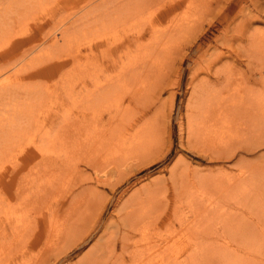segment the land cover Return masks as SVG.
Returning a JSON list of instances; mask_svg holds the SVG:
<instances>
[{"label":"bare ground","instance_id":"1","mask_svg":"<svg viewBox=\"0 0 264 264\" xmlns=\"http://www.w3.org/2000/svg\"><path fill=\"white\" fill-rule=\"evenodd\" d=\"M22 2L23 3L11 5V12H6L7 15H3L1 18L0 61L4 60L9 63L15 60V57L18 56V52L23 51L17 60L19 61L18 63H20V61L23 62L25 58L27 59L28 54L33 55L34 58L36 55H39L40 53L33 54L37 52V47H44L47 45L53 47V42L46 28L48 25L58 23L59 21L63 23L59 20L61 18L59 15L68 9L78 8L74 11L81 10V12L84 13L83 16L78 18V21L70 23V26L65 25V28H68V30L90 29L92 31L99 29L100 26L105 28V34L97 33L98 35L90 38L87 43L75 45V47L66 45L60 42L59 39H56V41H54V45H56L54 47L57 48L55 52L42 48L46 54L40 55L42 59L39 63L36 60L34 61L33 58L30 60L33 62L28 60L30 63L27 61V64L24 63L20 68L15 69L16 77L19 76L21 80L32 78L37 74H39L37 78L43 76L56 78V76L59 75L61 84H64L62 82V80H64V74L71 69L73 70L74 67L81 69L83 66V71H85L87 67L84 68V65H89L88 69H86L88 72L82 75V79L77 83V86L73 83L69 87L63 88L65 92L73 96L74 101H78V97L76 98V96L84 92L89 84H92L94 89L91 93L96 102L101 99L105 100L107 95L117 91L123 94L122 97H124V99H122L124 101L125 99H129L130 104L132 101L143 103L138 99L139 93L136 91L137 85L140 82L141 85L143 83H148L146 88L149 90V98L151 99L149 102L145 103L146 108L151 109V107L156 105L159 101V103L162 104L161 93L170 85L168 78L165 82L159 80L152 81V83L148 81V78L152 76L157 65H160V71L167 75V69L170 67L173 68L179 61L176 59L170 61V58L167 57L166 59H159V56L162 55L161 53L165 52L166 54H170L171 51H174L177 56L175 57L180 59V61H184L189 55L186 50H190L189 53H191V49H193L195 44L198 43L199 39L209 30L213 23L218 22L222 24L223 26L219 30V34H217L210 43L203 46V48L200 49L201 51L199 50V56L193 60L191 67L192 79H197V85L199 87L195 94L196 100L189 106L188 113L186 112V127H182V129L185 128V132L187 133L186 142L190 146L198 147V149L202 148L200 150L207 149L211 152L210 157L218 160L230 159L236 153H239L242 147L245 148L247 145L246 147L248 149V145L252 143L264 145V0H50V2L41 9L38 7L39 3H42L41 0H24ZM43 3L42 5H44ZM182 6L184 10L170 19L169 15L178 7ZM38 9H40L39 12H41L42 15H37L39 13L37 12L36 18L39 16H43V18L36 19L34 18V14L32 18L30 17L33 19V23L29 26L28 33L26 31L27 25L25 26L26 29L19 33L18 29H23L21 26L24 24H21V19L19 18L28 13L33 14L35 10L38 11ZM144 13H149V15L142 25L139 26L134 22L135 20L131 22V19L136 16L144 15ZM19 14L20 16H18ZM198 19H200V23H196ZM192 20L194 24H191ZM204 21L208 24L206 28ZM158 24H165V26L161 29L157 27ZM118 27L124 30V37L122 39L118 38V30L113 31ZM108 28H110V30ZM197 28L199 29L195 30ZM101 29L102 28H100V30ZM189 31L190 34L186 35ZM35 33H37L38 37L34 36ZM25 34L27 35V42H35L34 45H30L32 47L29 51L28 47L21 48L23 42H25L24 40L20 43L15 41L14 48H10L14 40L19 39L21 35L24 37ZM185 35L187 40L185 39V42H182L180 37ZM147 37L150 39L145 41L144 39ZM26 51L28 52L25 53ZM102 55L103 60L101 61L100 57ZM129 57L132 60H130V62L125 61ZM5 65L7 67L9 64ZM118 67H122L123 69L121 70ZM117 68L121 71L114 75L113 72ZM131 81L138 83L126 90V85ZM7 84V86H11L10 83ZM39 85V83L35 82L32 84L30 90L35 87L40 90ZM79 85L81 86L79 87ZM121 88L123 90H121ZM5 89L6 91L8 90L7 88L0 89V93L6 94L4 91ZM119 96L120 95H118V97ZM94 102L95 101H93V103ZM80 105L78 104L77 108H81ZM98 105H100V103ZM81 109H83L84 112L80 111L74 114L73 117L71 116L73 119V126L76 124L77 127H80L89 120L105 126L103 121L107 115L108 118H116L115 113L109 110H100L97 114L94 113V115H89L86 109ZM58 113L59 111L56 110L49 117H45L41 124H43V126L46 124H58ZM13 114L15 113L13 112ZM13 114L8 118V121H16L17 123L18 118L21 122L25 116L18 115L16 118V114ZM71 118L66 122L71 124ZM55 121L56 123H54ZM81 127L79 130H77L76 127L71 129L59 128L58 133L60 134L55 135L54 141H59L61 152L58 153V151L54 149L53 152L47 155L43 154L41 151L40 140L43 135L39 133L38 136L28 135V132L26 135L24 131L19 137L15 135L10 137L9 135H5V131L1 129L3 132H0V154L9 152L11 146L13 143L15 144L16 141L21 139L20 142L24 143L27 140V145L23 146L17 153L18 159H21L23 163L28 161V159L36 158L37 154V156L40 155V159L44 162L43 164L46 167L49 165H58L59 171L80 175L79 185L83 184L86 180H94V177L97 184L105 185L110 183V186L115 187L117 182H113L114 180L111 181L113 174H118L119 178L124 171L133 169L139 161L131 159L132 162H126V164L124 163L121 165L120 162L117 161H115V163H109L106 158L110 157L111 154L122 156L123 154L120 151V153L117 154V147L123 149L126 157L133 158L137 156L136 154L141 153L142 150L140 149H146L145 143H143L144 140L142 142V140L137 141V139H131L133 136L130 132V128L132 127L131 123L126 124L125 127L118 132H114L113 127H111L109 131L107 130L109 132L108 137H106L104 130L101 131L98 129H95L93 135L89 134L87 137L83 130L86 128H83L81 131ZM128 134L129 136H127ZM46 136L51 137L49 134ZM86 138H89L88 140L90 141L88 142ZM100 139L103 141L101 142ZM76 146H79V148H76ZM88 148H90V151L87 150ZM250 148L252 147L250 146ZM77 150L79 151L77 152L78 154L82 151L84 154L87 152H90V154H85V158L83 159L72 160L63 156L64 153L68 154L69 151L74 153V151ZM84 154H81L80 157ZM75 155L76 152L74 153V156ZM263 155L264 154H262V157ZM113 158L111 159L113 160ZM13 161L15 162V160ZM81 164L85 166H81ZM36 165L37 164H35V167ZM38 165L41 166L39 162ZM19 166L20 164L17 161L15 166H13L14 170L12 173H15L8 176V181L14 182L15 189L9 197L3 192L4 194L0 196V208L14 202V204L10 205V208H26L27 206L24 205L31 204L34 210L38 207H43L44 209L41 211L39 209L38 213L33 211L30 214L29 208L23 211L24 213H21L22 216L18 215L14 218L8 214V211H10L8 210L6 212L7 214L4 216L5 221L0 217V224L4 225V227H0L1 230L6 232L4 230L10 225L12 236H15L13 237L14 239L17 237L20 238L21 234L24 235V232L26 233L30 225L32 226L31 232L32 229L34 232L32 241L18 247L20 248L19 251L17 248L18 252L14 251L15 247H13L12 255L10 254L12 257L9 255V257L6 258H9V262L7 261L8 263L6 262V264L12 263V261L10 262V257L13 258L16 264H21L27 260V255L34 252L38 253L36 264H54L55 262L52 263L50 259L55 258V261H57L60 255H63L65 252H58L55 251V249L52 250L51 246H43L45 238L50 236V234L53 235V230L56 231V229L51 227L50 216H48L47 212L50 210L56 214L60 211L61 205L58 204H62L63 198L65 201L68 200V197L73 195V192L70 188L64 189L61 199L60 194L53 193L56 191L53 187L39 194V186L41 185L38 186V184H36L38 186L36 193L35 190H33L31 194L28 195L27 191H29V188L26 186L27 179L24 178L26 174L23 178L21 176V178L19 177V171L17 170ZM259 166H257V168ZM36 169H38V167ZM86 169L92 170L93 172L91 174L93 175L89 174L87 176V174H85ZM180 170L181 171L177 170V172H174V175H179L180 179L187 177V179L192 182L191 184H208L207 186L209 188V185H212V181L210 183L208 181L209 177L207 178L211 173H206L205 175L197 170V172H194L192 177H190L186 175L188 174L186 168ZM40 173L41 172H39V174ZM84 174L86 176L82 177ZM241 176L242 173L240 174V177ZM230 177L233 178V176ZM247 177L248 176H245V179ZM4 178H7V176L1 175L0 172V187L6 188L7 190ZM180 179H177L180 184L176 181L174 182V188L181 189L186 186ZM206 180L208 181L207 184ZM222 182L224 183V181ZM225 182L235 183H233L231 178H228ZM231 183H229V185ZM255 184H257L256 181ZM218 186L223 185H215L216 188ZM224 186L226 187L225 184ZM158 187L149 188L151 196L160 190ZM245 188L246 187L243 189ZM165 190H167L165 195L168 196L169 191L167 186ZM246 190L242 199L237 197L228 204L219 205L217 216L213 221L207 220V205L210 200L205 202L202 199L196 198L195 200L188 201L186 211H183L185 207L179 211V206L177 205L174 206L172 211H169V204L167 203L169 200L164 203L161 202L160 199H154L152 196L149 202L151 203V218L147 219V228H149V230L151 229L152 236L149 238V241L140 243V238L137 237L138 224L135 220H132L126 227H123V230L119 229V226L118 229L116 228L117 230H114V241L102 252L99 261L96 256L97 259L94 263L109 264L111 262L110 264H125L127 257L133 262L132 258L142 252L146 255L149 254L153 258L150 262H146L145 264H178L181 263V261L178 262L179 258L186 253L191 246H194L195 250L189 252L188 257H202V264H215L219 262L215 260L214 263V257L218 255L217 258H219L220 261L222 259L221 264H225L226 255L230 252L236 255L233 258L235 261H243L246 258L242 255H237V253L231 251L232 249L229 250L230 242L224 241V245L221 244L217 248L218 243L216 241L219 237L224 240L228 238L234 241L239 240V242L249 240L256 253H263L264 243L259 244L258 242V244H255V242L257 243L258 238L264 235V225L255 222L264 221L260 219L253 222L252 220H256V215L261 216L263 214L262 209L257 213L254 209L256 204L263 206L264 200L256 199L254 202H250L253 196L249 197V192H246ZM258 190L262 191L260 187H258ZM81 193L82 192L77 193V195H74V197L68 200L66 209L68 213L69 211L71 213L75 209L77 210V208H79L78 205L81 206V203L84 204L85 201H82L79 196ZM57 195L60 197H57ZM181 196L182 192H176L175 198H177V200L175 199V201H180ZM202 196L205 197L204 194ZM51 202H56V206L51 208ZM85 204H88L90 207L92 203L91 201L90 203L86 201ZM237 210L242 211L243 216L246 217L239 216ZM25 214L26 216L24 217ZM20 216L23 218H20ZM81 218H85V215H82ZM192 218L194 222L191 221ZM44 219V224L47 226L42 225ZM98 220L99 218L95 220L94 224L87 226H91V229L88 231L95 228ZM82 227L83 225L80 228L77 226V229L73 232L76 234L77 238H80L81 235L83 236L86 233L87 228L85 227L82 229ZM159 227H165L164 231L155 232V229ZM63 231L60 232L63 233ZM68 233L73 234L72 232ZM187 234H190L189 237L177 244V241L181 237L185 238ZM29 236L33 237L32 233L29 234ZM68 236L69 235H67V237ZM142 238L144 239L145 236H142ZM184 242L188 243L181 245L184 244ZM120 243L121 249L119 252L118 247ZM205 243L209 246H205ZM219 248H221L222 251ZM236 251H240L239 248H236ZM105 256H110L111 259H109V262L105 260ZM235 261H233V263Z\"/></svg>","mask_w":264,"mask_h":264},{"label":"rangeland","instance_id":"2","mask_svg":"<svg viewBox=\"0 0 264 264\" xmlns=\"http://www.w3.org/2000/svg\"><path fill=\"white\" fill-rule=\"evenodd\" d=\"M22 1L24 0H0V21L2 20L1 18L3 17V15L6 14V12L7 13L11 12V8H10L11 5L23 3ZM41 1L42 3L44 2L43 3L44 5H42V3H39L38 7L40 9L43 6H46L50 2V0L48 1L41 0ZM99 1H103V0H99ZM182 8L183 6L178 7L175 11H173L169 15V18L170 19L172 17L174 18L175 15L181 13L184 10V8L183 9ZM40 9H38V11L35 10L33 14L31 13L26 14L28 17L26 15L24 16L22 15L21 18H19L21 19L20 20L21 24L24 23L21 26V28L23 29L21 30H19L20 28L18 29L19 33L24 31L26 27H27L26 31L28 33V28L33 23L32 22L33 19L31 18L34 16V14H35L34 18H36L37 15H42L41 12H39ZM77 9L78 8L68 9L66 11H63L61 15H59L61 17L59 20H61L63 23L59 21L58 23L50 24L47 26L46 31L48 32V35H50L51 41L53 42V47H50L48 45L44 47H37L36 48L37 52L33 54L40 53L39 55H36V57L34 58L33 55L28 54L27 59L25 58V60H23V62L20 61V63H18L19 61L17 60L19 59L23 51L18 52V56L15 57V60H12L9 63L5 62L4 60L0 61V72H1L0 89L3 88L8 89L7 91L6 89L4 90L6 94L0 93V132H3L1 130L3 129L6 133L5 135H9L10 137H12V135L19 137L21 134H23L22 132L24 131L26 135L28 132V135L38 136L39 133L43 135V137L40 140L41 151L43 154L47 155L48 153L53 152L54 149L58 151V153L61 152L59 147L60 146L59 141L58 140L54 141L55 135L60 134L58 133L59 128L71 129L73 127L74 128L76 127V129L79 130L80 127L82 126L81 131L83 128H86L83 130L85 131L84 133L87 137L89 134L93 135L95 133V129L101 131L104 130L106 137H108L109 134L108 131L110 130L111 127H113L114 132H118L122 130L126 124L131 123L132 127L130 128L131 130L130 132L131 134H133L131 139H137V141L142 140V142L144 140L143 143H145L144 145L146 146V149L145 148L140 149L142 150L141 153L136 154L137 156L133 158H129L125 156L123 149H119L120 147H117L118 148L117 154L122 152L123 155L122 156L119 155L120 156L119 157L116 154H111L110 157L115 158V159L113 158V160L110 157L106 158V160L109 161V163L111 162L115 163V161H117L120 162L121 165L124 163L126 164V162H132V160L134 159H135L134 161H139L133 169L124 171L121 177L118 178V174L116 175L113 174L111 181L114 180L113 182H117V185L115 187L110 186L109 185L110 183L105 185L97 184L96 179L94 177H93L94 180H86L83 184L79 185L78 183L80 182L79 181L80 175L74 173L69 174L66 171L65 172L59 171L60 169L58 165H54V166L49 165L48 167H46L43 164L44 162L41 161L40 155L37 156V154H36V158L28 159V161L23 163L21 159H18L17 153L19 152L20 149H22L23 146L27 145L26 139L24 143L20 142L21 139L19 141H16V143L15 144L13 143V145L11 146L9 152L0 154V172L1 175L7 176V178H4L5 184L7 185V190L6 188L4 189L0 187V196L5 193L7 197H9L15 189V185L13 184L14 182L8 181L9 179L8 176L15 173L12 172L14 170L13 166H15V163L17 161L20 164V166L17 169L19 171L18 174L19 177L21 176L23 178L24 175L26 174L24 178L27 179L26 186L29 188V191H27L28 195L31 194V191L33 190H35L36 193L38 189L37 187L39 185H41L39 186L40 188V191L38 192L39 194L43 193L44 190L53 187V189L56 190L53 193L58 195L60 194L61 197L58 195L57 197H60L61 199H62V193H64L62 191L66 188L67 189L70 188V190L73 192V195L68 197V200L74 197V195H77V193L82 192L81 195L79 196L80 199L82 201L84 200L85 202L84 204L81 203V206L78 205L80 209L77 208V210L75 209L73 212L70 213L69 211L68 213V210H66L68 206V200L65 201V199L63 198L62 204H58L61 205L60 211H58L56 214H54L50 210H48L47 212L48 216H50L51 227L56 229V231L53 230L54 234L53 235L50 234V236L45 238L43 246L45 247L51 246L52 250L55 249V251L58 252L59 251L65 252L63 255H60L57 261H55L56 260L55 258H51L50 261H52V263L55 262L54 264H96L94 262L97 259V257L99 261V257L102 254V252H104L106 248H108V246L114 241L113 238L114 230H117L118 226L119 229L123 230V227H126V225L130 223L132 220H135L138 224L137 237L140 238V243L144 241L145 242L149 241V238L152 236L150 231L151 229L149 230V228H147L148 227L147 219L151 218L150 213L152 211L150 208L151 203L149 202L152 196L154 197V199H160V201L164 203H166L169 200L167 202L169 204L168 206L169 211H172L174 206L176 205L179 206L178 207L179 211L184 209V207L185 210L183 211H186L188 207L187 206L188 201L195 200L196 198L202 199L205 202H208L210 200L207 205L208 221H213L215 219V217L217 216V212H218L217 209L219 208V205H224L226 203L228 204L229 202H232L234 198L237 197L242 199V196L244 195L246 189H248L246 190V192H249V197L253 196L250 202H254L256 199L264 200V193H263L264 192L263 190L264 189L263 186L264 185V155L262 157V154H264L263 153L264 145H259V144L257 145L256 143H252L248 145L249 148L247 149L246 147L247 145L245 144L246 149L242 147L239 153H236L230 159L218 160L216 158H211L210 157L211 152L208 151L207 149L200 150L202 148L198 149V147H193L188 145L186 142L187 133L185 132V128L182 129V127H186L188 108L193 104V101L196 100L195 94L197 93V89L199 87L197 85V79H192L191 67L193 64V60L199 56V53L201 51L200 49H202L203 46H205L207 43H210L212 39L217 34H219V30L222 28L223 25L218 22L213 23V25L209 28V30L199 39L198 43L195 44L193 49H191V53H189L190 50L188 49L186 50V52L189 55L185 58L184 61H180V59L176 58L177 56L174 53V51L171 52L169 51L170 54H166L165 52L161 53L162 55L159 56V59H166L167 57L170 58V61H174L176 59L179 62L173 68L170 67L167 69V75L166 73H162L160 71L159 68L160 65L156 66L154 73L150 78H148V81L150 83H152V81H159V80L165 82V80L168 78L170 85L161 93V102L163 103L161 104L159 103L160 102L159 101L157 102L156 105L152 106L151 109H147L145 103L149 102L151 99L149 98V90L146 88L148 83L146 84L143 83L141 85L140 82L138 83L134 81H131L127 85L125 84L126 90L127 88L129 89V87L131 88L134 85H136V83H138L136 91L139 93L138 99H140L143 103L132 101L130 104L129 102L130 100L125 99L124 101L123 100L124 97H122L123 94L121 92L118 93L117 91H114L110 95H107L105 100L101 99L96 102V100H94V97L92 96L91 93L94 89L93 88L94 86L92 84H89L84 92L76 96V98L78 97L77 98L78 101H74L73 96L65 92L63 88L69 87L73 83H75L76 84L75 86H77V83L82 79L81 78L82 75L85 72H88L86 71V69H88L89 65H84V68L87 67L85 68V71H83L82 68L83 66L81 67V69L74 67L73 70L71 69L66 74H64L66 76V77L64 76V80H62L64 84H61L59 75H57L56 78H50L46 76L37 78V76H39V74H37L34 75L32 78L22 79V80L21 78H19V76L16 77L15 69L20 68L28 60L30 61L34 58L33 60L34 61L36 60L39 63V61L42 59L40 55L46 54L44 50L49 49V50H53L52 52H55L57 50V48L54 47L56 46L54 45V41H56V39H59L60 42H63L66 45L75 47V45L87 43L90 38L98 34L106 33L105 28L101 26L99 27V29L92 31L90 29L68 30V28H65V25L70 26V23H74L78 21L79 20L78 18L84 15V13L81 12V10L74 11ZM37 12L39 13L37 14ZM29 14L32 16H30ZM148 15L149 13H144V15L136 16L135 18L131 19L132 20L131 22L135 20L134 22H136L140 26L143 24L144 21H146ZM18 16H20V14ZM37 18L42 19L43 16H39ZM200 22H201L200 19H198L196 23H200ZM192 23L194 24L193 20L191 21V24ZM204 23H205V28L208 27L206 21H204ZM164 26L165 24L157 25V27L161 29ZM100 28L102 29L100 30ZM108 29L110 30V28ZM198 29L199 28L195 30ZM116 30H118L117 32L118 38L122 39L124 37V30L118 27L113 31ZM190 31L187 32L186 35L190 34ZM26 34L24 35V37L23 35H21L22 38L19 37V39L14 40L10 45V48H14V44L16 42L20 43L24 40L25 42H23V46L21 48L23 49L25 47L26 48L28 47V51H29V49L32 47L30 45H34L35 42L34 43L27 42ZM186 35L180 37V40L182 42H185ZM34 36L38 37L37 33H35ZM149 39L150 38L147 37L144 40L148 41ZM42 48H44V50ZM28 51H26L25 53H27ZM100 58L102 61L103 55ZM130 60L132 59L129 57L125 61L130 62ZM29 61L28 63L33 62V61L30 62ZM82 61L84 62L83 59ZM5 64H9V65L6 67ZM118 68L121 70L123 69L122 67H118ZM118 68L113 72L114 75L121 71L118 70ZM35 82L40 84L39 85L40 90L36 87L30 90L32 84H34ZM7 83H10L11 86L10 85L7 86L8 85ZM80 86L81 85H79V87ZM122 88L121 90H123ZM118 95H120L121 97L120 96L118 97ZM93 101L95 102L93 103ZM99 101H101L102 103ZM79 102L81 103V105ZM91 103L94 105V107ZM99 103L100 105H98ZM78 104L80 105L81 108L86 109L89 115H94V113L97 114V112L100 110H109L115 113L116 118L115 119L108 118L107 117L108 115L107 116L105 115L106 117L103 121L105 126L101 125L100 123L98 124L91 122L90 120L87 121V123L82 124L80 127H77L75 123H74L75 125L73 126V119L71 118V116L73 117L74 114H77L80 111L84 112L83 109L77 108ZM56 110L59 111L57 115L58 124H46L43 126V124L41 123L44 120V118L47 116L49 117ZM13 112L16 114V118L18 117V115L19 116L25 115L21 121L22 123L18 120V118H17V123L16 121L15 122L8 121V118L11 116V114H13ZM69 118H71L72 120L71 124L69 122L68 123L66 122L69 121ZM54 123H56V121ZM48 134L51 137L46 136ZM127 136H129V134ZM86 139L88 142L90 141L88 140L89 138ZM100 141L102 142L103 140L100 139ZM250 146L252 148H250ZM76 148H79V146H76ZM87 150L90 151V148H88ZM75 152L76 155L74 156ZM77 152L79 151L78 150L74 151V153L72 151H69L68 154L64 153L63 156H66L72 160V159H80V158L83 159L85 158L84 157L85 154H90V152H87L85 154L83 151L79 154ZM81 154L84 155L80 157ZM13 160H15V162ZM38 162L41 164V166L38 165ZM35 164H37L36 167ZM81 166H85V165L81 164ZM257 166L259 167L257 168ZM37 167L40 171L36 169ZM184 168L187 169L186 171L188 174L186 175H189L190 177H192L193 173L197 172V170L198 172L203 173L205 175L206 173H211L207 176V178L209 177L208 181L210 183L212 181V185L211 184L209 185L210 188L207 186L208 185L207 180H206L207 185L203 183L191 184L192 182L188 180L187 177L186 178L184 177V179H180L179 175L177 176L174 175L175 171L176 172L177 170L181 171L180 169H184ZM39 172L41 173L39 174ZM92 172H93L92 170L86 169L85 174H87V176L89 174L93 175L91 174ZM241 173L242 176L240 177ZM85 174L82 175V177L86 176ZM230 176H233V178L235 179H233ZM245 176L248 177L245 179ZM228 178H231L233 183L234 182L235 183L234 184H232L231 182L226 183L225 181L228 180ZM177 179H180L181 182H183L186 186L181 189L174 188L173 184L175 181L180 184V182H178ZM222 181H224V183ZM255 181L257 182V184H255ZM229 183L231 184L229 185ZM36 184H38V186ZM218 184L223 186H218L221 188L218 187L216 188L215 185L217 186ZM224 184L226 185V187L224 186ZM164 185L167 186V189L169 191L168 196L165 195V192L167 190H165L166 186ZM243 186L246 188L243 189L244 188ZM153 187H158L160 190H158V192H155L151 196L149 193V188H153ZM258 187H260L262 191H259ZM176 192L179 193L182 192L180 201H175V199L177 200V198H175ZM197 193H199L200 196ZM203 194L207 199L202 196ZM86 201L89 203L91 201L92 204L90 205V207L88 204H85ZM12 204H14V202L4 205L0 208V214H2L0 215V217L4 221H5L4 216L7 214L6 212L8 210H10L8 211V214H10L12 218H14L15 216L21 215V213H24L23 211H26L29 208H30L29 211L30 214L33 211H36L38 213L39 209L40 211L44 209L43 207L41 208L38 207L34 210L31 204L24 205L27 206L26 208L14 209V207L10 208V205ZM54 206H56V202H51L50 207L53 208ZM260 209L263 210V214L262 215L258 214L261 216L256 215V220L253 219L252 220L253 222L258 221L260 219L264 221V204L263 206H259L258 204H256V207L254 209L255 212L257 213ZM237 213H239L238 215L241 217H246L243 216L242 211L240 210H237ZM82 215H85V218H81ZM21 216L20 218H23ZM25 216L26 214L24 215V217ZM97 218H99V220L95 228H93V230L91 231H88L89 229H91V226L90 227L87 226L94 224ZM44 221L45 219L43 220L42 225L47 226L46 224H44ZM191 221L194 222L193 218ZM255 223H259V224L261 223V225H264V222H255ZM82 225H83L82 229L85 227L87 228L86 233L83 236L81 235L80 238L79 237L77 238L76 234H74L73 232L74 230L77 229V226L78 228H80ZM0 227H4V225L0 224ZM31 227L32 226L30 225L26 233L24 232V235L21 234L22 236L20 235V238L17 237L16 239L13 238L15 237L14 235L12 236V230L10 225L7 226L6 230H4L6 232H3L0 228V264H6L7 261L9 262V258L8 259L6 258L9 257V255L13 252L12 251L13 247H15L14 251H17V248L20 247L22 244L25 245L32 241V238H34L33 236L34 232L33 229L31 232ZM164 228L165 227L156 228L155 232L164 231ZM60 231H63V233ZM30 232L32 233L33 237L29 236V234H31ZM68 232H72L73 234H69ZM67 235L69 236L67 237ZM189 235L190 234H187L185 238L181 237L177 241V244L186 240L189 237ZM142 236H145V238L143 239ZM24 240H26L27 242ZM224 241H227L228 243L230 242L229 250L232 249L231 251L237 253V255H242L246 257L243 261H238V260L235 261V259L233 258L236 255L230 252L228 255H226L225 264L227 263L229 264H248V263L262 264L263 263L264 264V245H263V253L260 252L256 253L255 249H253V247L251 246L252 245L251 241L249 240L247 241L244 240L242 242H239V240L234 241L233 239L230 238L224 240L223 238L219 237V239H217L216 241L218 243L217 248L221 244L224 245L225 243ZM258 242L259 244L264 243V235H261L258 238L257 243L255 242V244H258ZM187 243L188 242H184V244L181 245H185ZM120 245L121 243L119 244L118 247L119 252L121 249ZM205 246L208 247L209 245L205 243ZM236 248H239L240 251H236ZM219 249L222 251L221 248ZM19 250L20 248H18V251ZM194 250H195L194 246H191L188 249V251L179 258L178 262L181 261V263L178 262L176 263L202 264L203 263L202 257L199 256L188 257V253L193 252ZM218 256L214 257V263L215 260L219 261L216 262L215 264H219V263L221 264L222 259L220 261V259L217 258ZM11 257H10V262L12 261L11 264H16V262L13 261V258ZM37 259H38V253L34 252L32 254L27 255V260L26 261L23 260L25 261L23 263L36 264ZM109 259H111L110 256H105V260L106 261L108 260L107 262H109ZM132 259L133 262H131L129 257H127L125 264H129V263L145 264L146 262H150V260L153 258L149 254L146 255L145 253L141 252L138 253L137 256ZM233 261L235 262L233 263ZM98 264L100 263L98 262Z\"/></svg>","mask_w":264,"mask_h":264}]
</instances>
